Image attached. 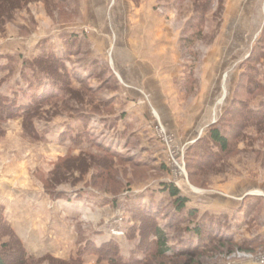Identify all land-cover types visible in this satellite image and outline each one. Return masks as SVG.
<instances>
[{"label": "rangeland", "instance_id": "obj_1", "mask_svg": "<svg viewBox=\"0 0 264 264\" xmlns=\"http://www.w3.org/2000/svg\"><path fill=\"white\" fill-rule=\"evenodd\" d=\"M197 2H9L1 91L38 100L53 78L36 61L48 54L64 60L68 73L49 71L69 89L33 115L41 138L23 115L2 125L0 251L15 235L33 264H110L87 250L116 242L145 262L135 211L149 204L178 251L164 264H264V0ZM164 183L188 198L183 211Z\"/></svg>", "mask_w": 264, "mask_h": 264}, {"label": "trees", "instance_id": "obj_2", "mask_svg": "<svg viewBox=\"0 0 264 264\" xmlns=\"http://www.w3.org/2000/svg\"><path fill=\"white\" fill-rule=\"evenodd\" d=\"M211 0H198L196 3V7L201 6L202 3H208ZM6 2V4H5ZM9 2H16V0H0V5L2 6V9L0 8V18L1 16L5 15L4 18H8L10 15V12L12 11V3ZM5 4V6H4ZM203 7V6H202ZM200 7V10L202 9ZM1 22L4 20L1 19ZM49 55V54H48ZM48 55L41 56L40 60L38 59V65L41 68L42 71H45L50 75L53 79L48 84L50 87V90L43 93V95L36 100L34 103L29 105H19L17 103L16 99L9 98L8 96L4 95V93L1 91L2 82L0 81V139L4 135V130L2 125L9 119H12L14 117H18L23 115L24 118V129L26 133H30L33 138L38 139L41 138L38 134H36L34 130L33 125V115L37 110H40L43 104V100L47 98V96L51 95L55 97L56 95L55 90L63 87L64 91H68L69 86L67 83H61L60 79H57L55 74H53L51 71H49V68L58 69V67L63 66V69L66 73H68L67 66L64 63V60L61 58H54L50 57ZM34 62L33 64H35ZM32 64V63H31ZM54 75V76H52ZM66 74H64L65 76ZM67 76V75H66ZM62 77V75H60ZM63 86H62V85ZM209 139L211 142H213L216 146H218L221 150L225 151L230 147V137L220 130L219 127L213 126V128L209 132ZM100 148L103 150L104 153H106V156H108L110 159L122 157L123 159H127L128 157L124 156V154H120L110 148H106L104 146H100ZM130 159V157H129ZM75 162L82 163V161H86L88 159H84L82 156L77 157L73 159ZM97 161V159H96ZM164 189L166 192L170 195V197L175 198V205L178 211H183L187 205L188 198L182 195L180 189L176 187L174 184L171 183H164ZM62 193L56 194V196H61ZM141 208V209H140ZM138 210L135 211L136 218H140L143 221L144 227L142 228V237L143 240L145 239L146 244L143 243V248L147 249L150 255V260H147L143 262L142 260H126L124 257L119 253L118 250V244L116 242H109L108 244L104 245L103 247H96L92 245L90 248H88L87 252L89 250H95L100 254L101 258H107L109 260L110 264H164L166 259L175 257L178 253L174 248H172L169 245V239L168 234L166 231L158 224L157 218L158 215L156 212H152L153 209H151L150 205L141 204L139 208H136ZM195 211H192L194 213ZM192 233H198V235H201L202 229H196L192 231ZM154 235L155 238H152V241L149 242V238ZM13 237L11 240L4 244L2 251H0V264H30L33 262L35 263L36 259L34 257L27 254L23 244L16 238L15 235H12ZM202 236V235H201ZM229 237H225L222 239H228ZM149 245V246H148ZM141 247V245H140ZM198 250L195 251H189V254H195ZM86 254V253H85ZM37 260V261H41ZM165 260V261H164ZM58 264H65L63 261L58 262ZM66 264H74V263H67Z\"/></svg>", "mask_w": 264, "mask_h": 264}]
</instances>
